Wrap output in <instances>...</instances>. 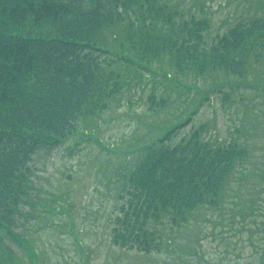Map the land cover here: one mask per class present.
<instances>
[{
	"label": "trees",
	"instance_id": "trees-1",
	"mask_svg": "<svg viewBox=\"0 0 264 264\" xmlns=\"http://www.w3.org/2000/svg\"><path fill=\"white\" fill-rule=\"evenodd\" d=\"M207 29L206 19H183L160 0H0V227L12 226L32 155L85 136L80 121L107 109L120 93L124 66L160 70L178 87L191 88L198 101L160 135L133 147L141 156L119 174L125 202L113 242L162 252L201 208L219 209L247 148L205 138V124L175 143L172 138L222 89L212 82L198 90L187 77L224 72L244 79L251 56L264 48V17L236 24L209 46ZM148 101L151 110L166 104L155 95ZM261 217L263 227L264 209Z\"/></svg>",
	"mask_w": 264,
	"mask_h": 264
},
{
	"label": "rangeland",
	"instance_id": "rangeland-1",
	"mask_svg": "<svg viewBox=\"0 0 264 264\" xmlns=\"http://www.w3.org/2000/svg\"><path fill=\"white\" fill-rule=\"evenodd\" d=\"M160 1L183 19H206L208 46L236 24L264 17V0ZM258 51L244 79L224 72L204 79L187 77L198 90L219 82L222 92L208 95L172 142L205 124V138L233 141L248 150L219 209L201 208L162 252H140L113 242L125 202L119 174L141 156L132 154L133 147L160 135L164 124L198 101L191 88L178 87L160 70L154 74L124 66L120 93L108 101L107 109L80 121L85 136L32 155L30 180L11 216L12 226L0 227V264H259L264 258V48ZM151 95L166 104L151 110Z\"/></svg>",
	"mask_w": 264,
	"mask_h": 264
}]
</instances>
